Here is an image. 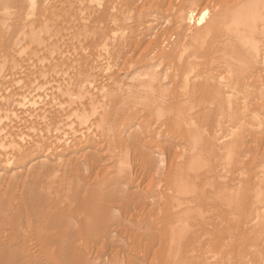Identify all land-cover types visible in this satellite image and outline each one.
Instances as JSON below:
<instances>
[{"label":"bare ground","instance_id":"obj_1","mask_svg":"<svg viewBox=\"0 0 264 264\" xmlns=\"http://www.w3.org/2000/svg\"><path fill=\"white\" fill-rule=\"evenodd\" d=\"M0 264H264V0H0Z\"/></svg>","mask_w":264,"mask_h":264}]
</instances>
